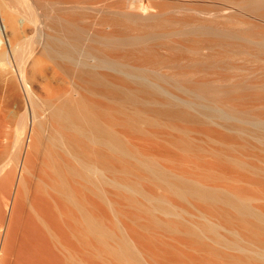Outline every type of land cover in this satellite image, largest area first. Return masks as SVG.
Masks as SVG:
<instances>
[{
    "label": "bare ground",
    "instance_id": "1",
    "mask_svg": "<svg viewBox=\"0 0 264 264\" xmlns=\"http://www.w3.org/2000/svg\"><path fill=\"white\" fill-rule=\"evenodd\" d=\"M100 1L33 0L42 17L37 30L52 31L44 33L45 46L56 67L74 73V83L81 86L75 96L64 95L58 76L41 74L38 82L48 93L44 102L50 121L37 119L33 82L28 85L29 107L28 100L16 96L31 108L33 118L19 179L26 193L37 182L38 195L28 204L32 215L26 216L35 247L40 254L47 252L44 228L63 247L69 264H97L91 255L99 253L112 264H207V251L194 237L172 233L193 231L158 214L154 201L164 213L173 212L160 205L163 201L206 218L223 211L219 222L209 220L243 238V219L264 221V206L252 203L260 199L259 189L241 185L256 181L243 167L252 155L238 148L256 143L238 132L264 138V0H128L126 6L121 4L127 0H118L94 6ZM202 1L209 4L200 5ZM27 21L13 16L9 28L27 31ZM64 56L81 69L69 67ZM1 66L8 70L7 64ZM185 106L236 135L186 126L196 122V114L190 116ZM163 120L179 133L163 128ZM194 131L207 136V147L199 148L201 154L185 155L183 147L193 148ZM41 134L48 140L44 150L35 147ZM212 142L219 145L209 146ZM92 144L104 147L92 149ZM200 161H207V168ZM84 168L110 184L101 187L100 200L82 195V186L86 191L92 188L88 183L97 184ZM158 187L185 191L190 207ZM192 195H198L197 201ZM15 197L11 215L20 207L18 193ZM219 198L226 207L215 212L207 201ZM63 221L83 249L62 240ZM24 248L31 253L29 245ZM81 249L91 255L77 254Z\"/></svg>",
    "mask_w": 264,
    "mask_h": 264
},
{
    "label": "rangeland",
    "instance_id": "2",
    "mask_svg": "<svg viewBox=\"0 0 264 264\" xmlns=\"http://www.w3.org/2000/svg\"><path fill=\"white\" fill-rule=\"evenodd\" d=\"M117 1L118 0H101L100 2L95 3L94 6H99L104 3H115ZM152 2L159 3L166 1L152 0ZM127 4L128 0L121 5L126 6ZM199 4L208 5L209 3L202 1ZM214 4L215 3H211L213 6ZM16 15L20 19L25 16L28 18L27 31H11V28H9L10 21L13 16ZM40 18L42 17L39 14V8L36 7L33 0H0V39H3V43L0 46V65H2L3 62V65L7 64L8 66V70L2 68V66L0 67V176L3 175L0 177V264H54L53 258H56L59 261V264H69L66 258V252L62 250L63 247H61L55 239L53 241V238L44 228L43 231L47 242V252L45 254H40L37 251L35 240L26 224V216L32 215V211L28 205L29 201L38 195V190L36 189L37 182L36 180H33V190L30 192L26 193L20 189L21 165L26 159V150L29 143V139H26V135L28 131L31 132L33 118L31 115V108L19 104L16 96L19 95L24 98L25 101L28 100L27 106L29 107L28 85L30 82H33L34 84H32V87L36 91V93L32 95L33 106L38 115L37 119L41 121L49 120V110L45 107L44 102L48 97V93L42 91L38 82L42 73L48 72L58 76L59 81L62 83L57 84L62 86L60 90L64 95L75 96L77 92L81 90L80 84H75L73 81V79L77 78L74 73L68 71L64 72L56 67L55 61L48 51V46H45L46 41L44 33L52 31L37 30L36 22H41ZM5 25H7L8 29H6ZM11 40L13 41L12 46L10 45ZM5 49L8 50V53H6ZM63 60L69 67L76 71L81 69L80 66H78L77 61L73 58L64 56ZM100 70H105V68ZM40 95L43 99L40 98ZM107 101L113 106H116L117 103L123 106V103L119 100L107 98ZM185 109L192 117L196 114V122L183 123L186 126L195 130H200L202 128L207 129L208 126L211 131L217 129L226 134L236 135L215 122L207 121V118L198 113L197 110L188 106H185ZM209 119L214 120V118ZM222 120L228 121V119L225 118ZM162 124L163 128L179 133L171 127L170 121L163 120ZM242 124L253 128H263L255 127L246 123ZM40 128L44 130L43 127L40 126ZM45 133H47L46 130ZM190 133L191 142L189 143V146L193 148L183 147L185 150L183 154H201L199 148L205 150V147H207V136H203L198 131ZM238 133L247 136L256 142L254 145L238 146L241 151L252 155V158L246 161L249 165H244L243 167L250 176L256 180L242 182L241 185L259 189L257 197L260 199L255 201L252 200V203L257 206H264V192L260 191V189H262V183H264L261 181L264 180V160L260 159V157H264V138L257 139L251 135H245L242 132ZM44 139L45 141H48L42 134L40 137H36L35 147L44 150ZM49 143L54 149L56 148L55 143L52 141H49ZM215 145L219 144L212 142L209 146ZM96 147L102 149L104 146L100 144L91 145L92 149ZM37 155L36 152L34 159L37 158ZM64 155L77 164V161L72 158V155ZM200 164L207 168V161H200ZM83 171L85 175L89 176L93 181L97 180V184L94 185L88 183L85 179L77 176L78 180L82 179V182L88 183L92 188L86 189V192L80 183H76L77 187L82 186L81 193L82 195H84V193L88 194L89 197L85 195L87 198H97L100 200L101 187H109L110 184L98 180V174L96 172H90L86 168H84ZM208 172L209 171L207 170V175ZM210 183L212 182L207 184ZM158 189L175 196L181 205H188L190 207L186 199L187 193L185 191L180 194L179 192H173L171 188L164 190L163 188L158 187ZM17 193L20 207L18 206L14 215H11V209L14 205L13 201H15L14 199H16L15 196H17ZM197 197L198 195H192V198L195 201H197ZM78 198L79 201H81L80 196H78ZM84 199L86 200V198ZM207 199L215 200L211 198ZM142 200L147 205L150 204L144 197H142ZM86 202L91 209L94 208L92 201L86 200ZM69 205L76 213L79 212L75 205L71 203H69ZM156 205L157 203L154 201L155 210L158 214L167 219L174 218L181 224L183 229L193 231V235L185 234L183 232L172 233L180 236L189 235L194 237L197 240L198 247L207 251V264H264L263 220L259 218L243 219V225L245 227L244 232L247 235V238H243L236 232L228 230L218 223L212 222H219L225 217L223 211L219 213L216 212L219 206L226 207L222 204L221 198H219L218 202L207 201V205L214 209L217 217L207 215L206 218L197 211L189 213L181 208L173 207L166 201L161 202L160 205L170 207L173 213H164L161 208L157 209ZM152 225L161 230L157 224ZM62 227L63 232L60 233L62 240L69 245H73L76 248L81 247L83 249L82 245H80V247L77 245V237L71 233L69 227L65 226L64 221ZM25 245H29L31 253L26 252L24 248ZM82 249L80 250L82 253L78 252L77 254L82 256L91 255L88 251ZM202 254H206V252H202ZM91 256L97 264H112L100 253Z\"/></svg>",
    "mask_w": 264,
    "mask_h": 264
}]
</instances>
